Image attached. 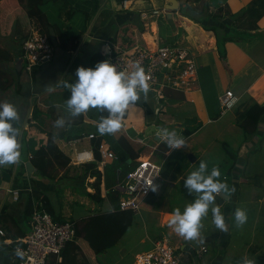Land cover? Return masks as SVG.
Returning <instances> with one entry per match:
<instances>
[{
	"label": "crops",
	"instance_id": "crops-1",
	"mask_svg": "<svg viewBox=\"0 0 264 264\" xmlns=\"http://www.w3.org/2000/svg\"><path fill=\"white\" fill-rule=\"evenodd\" d=\"M86 1L79 2L85 3ZM98 1L100 7L97 12L93 13L92 7H88V10L91 9V17L84 25L85 30L80 38L78 48L71 51L63 48L60 43L58 44L60 52L56 56V63L59 65V72H56L54 80L56 85L46 88L47 81H43L40 83L41 88L34 85V89L26 91L30 93L29 97L25 99L26 112L19 116L21 124L19 121L16 122L21 129L20 159L16 164L0 166L3 174L0 187V230L5 232L4 236L0 235V264H20L21 254L18 250L24 248L22 240L31 231V218L27 217L26 205L31 197L35 207L36 191L42 197L46 196L49 199L53 208L52 216L59 220L77 222L116 210L117 204L109 197V189H107L105 181L102 185L104 200L98 203L73 192L64 182L38 177L35 167L29 173L27 166L31 163V155L37 151L38 147L44 146L49 134L63 133L65 136L80 134L82 137L96 134L101 137L96 127L99 110L90 109L79 118H74L62 112L61 109L66 108V105L56 98V94L64 96L63 101L71 97L70 90L64 88L63 83H73L78 79L76 75L74 79L68 76L70 68L73 67L72 62L75 59L85 60L87 57L93 58L97 54H103L107 44L122 49L135 46L154 49L158 46L160 38L158 22L165 18L171 19L177 27L174 35H178L180 30L184 32V44L194 53L198 66L199 83L193 92L196 99L193 98V93L184 95L174 92L178 99L175 102L177 104L172 103V107L177 108V112L184 111L181 116L179 114L183 121L182 123L178 122L177 128L181 131L179 136H183L184 130L189 126L186 123L188 119L195 118L197 121L194 126L201 125V128L191 137L185 138L184 146L180 149L172 150L162 140L159 144L146 142L147 146L137 144V137L141 139L140 136H144L143 138L151 136L144 133L146 125H148V117L152 118L153 116L155 121H160L163 124L166 122L164 118L156 116L159 111L158 106L154 107L155 105L152 103L139 100L140 103L137 102V105L130 106L128 118L122 121L121 130L111 135L115 141L121 137L126 138L128 146L131 147L135 156L137 155L134 161H130L129 165L132 167L149 155L151 149L148 146L157 145L159 150L155 153L154 158L161 156L163 163H169L172 169L176 170L174 176H171L170 181L168 179L164 186H155L149 196L154 195L153 200L149 199L148 201L152 207L140 210V213L136 215L141 222L134 219V224L142 225L141 229L146 231L140 244L146 245L149 242L153 248L157 241L162 239L169 241L172 238L174 233L168 227L171 213L174 209L179 208L177 204L193 203L195 201L193 198H196L197 195L196 193L189 194L188 190L184 188V181L191 171L199 168V162L205 160L208 162L206 175L210 174L211 168L216 165L221 171L220 179H223L222 181L227 183L230 188L235 189L230 197L227 196L228 199L222 205L217 199L214 205L220 207L224 214L228 231L221 232L214 227L215 232L211 235L212 239L208 237L200 245L198 244L200 238L196 241H186L182 238L179 248L176 245L182 264H245V260L254 261V264H264V139L261 144H258V138L246 141L245 133L240 127L243 113L248 108L254 104L264 106V17L258 22L260 34L253 40L226 45L227 57L222 65L214 33L205 31L200 25L181 16L179 14L181 8L174 11L171 18L167 13L165 17L154 18L153 21L146 22L141 18L142 11L130 9L137 0ZM125 1L128 2V8L124 7ZM145 1L153 5L151 10L149 8L146 11H152L155 8L167 10V6L171 4L170 0ZM206 1L211 5V10L215 11L220 7L227 6L232 13H238L252 0ZM187 4L192 5L193 3L188 0ZM141 7L145 8V4ZM166 25L168 23H165ZM40 27L48 33L46 34L48 36L57 37L59 35L58 30L50 23L45 14L38 9H30L28 0H0V40L12 37L16 43L23 42L32 29H40ZM57 42H59L58 39ZM0 50L2 52L9 51L14 57V49L8 48L7 43L0 44ZM18 60L14 61L18 62ZM40 67L36 68V75ZM91 67H93L92 62ZM50 68L54 69L55 67L51 66ZM23 71L28 75L35 72L28 73L22 64L21 75ZM34 83L36 84V81ZM12 89L21 96L25 92L21 85ZM227 91L236 94L240 98V102L233 110L216 118L220 110L219 97ZM44 93L45 95H42ZM8 94L10 91L0 92V102L6 101ZM1 95L3 96L1 97ZM52 96L54 98L51 100ZM22 98L24 99V97ZM196 106L203 115L204 122L198 119ZM46 115L48 116L47 120H45ZM61 116L66 118H64V127L54 128V122ZM172 123V121L166 122L168 130L173 127ZM25 133H28L29 138H33V141H25ZM259 134L264 138V118L260 123ZM155 138H157V133H155ZM70 141L59 139L57 145L72 159L74 155L69 145ZM83 144H86L87 148H82ZM91 146L92 142L84 140L77 146V151L89 150ZM225 146L229 151L238 153L237 160L228 156ZM183 147L187 149L186 153L182 152ZM176 151L180 153V160H173ZM189 155L195 157L194 163L189 160ZM71 166L82 165L72 163ZM70 173L72 176V172ZM102 173L105 174V171ZM94 180L89 179L88 182L92 183ZM86 186L88 192L94 193L89 185ZM120 192L122 193L121 190ZM222 194L223 192L220 195ZM73 207L75 208L73 209ZM236 208H242L247 213V221L242 227L235 225L233 213ZM181 212L183 211L181 210ZM75 218L76 220H74ZM202 225L201 232L205 229L203 223ZM232 232L235 235H232ZM209 240L212 242L211 245L206 243ZM137 247L133 249V253ZM203 247L207 249V252L201 254L200 250ZM111 250H114V247L96 255L88 242L76 238L67 244L62 255L63 261L60 264H113L111 258L114 256L111 257L109 254ZM121 253L122 249L115 256L123 260L125 257ZM238 253L243 255L242 258H239ZM50 263L56 264L55 256L50 258Z\"/></svg>",
	"mask_w": 264,
	"mask_h": 264
},
{
	"label": "trees",
	"instance_id": "trees-1",
	"mask_svg": "<svg viewBox=\"0 0 264 264\" xmlns=\"http://www.w3.org/2000/svg\"><path fill=\"white\" fill-rule=\"evenodd\" d=\"M79 1L82 0H28V3L31 10L38 9L45 14L50 23L58 30L59 37L49 35L51 42L53 41L52 43L57 46L60 43L66 50L74 51L78 48L83 31H76L72 23L75 22V19L80 18L82 22L81 25H77V28H80L82 25L84 26L91 17V9L88 10V7H92L93 13L97 12L100 7L98 0H87L85 3H80ZM189 1L193 4H186V6L181 7L179 14L200 25L205 31L214 33L218 53L224 60L227 57L226 45L228 43L248 42L260 34L258 22L264 17V0H252L248 6L238 13H232L227 6L220 7L215 11L211 10V5L206 0ZM172 22L168 18L159 20L160 38L162 40V37H166L163 30L165 23L171 26ZM40 30L42 33L48 34L41 27ZM56 38L59 42H57ZM165 41L169 40L166 39ZM165 41H162L163 44L161 45L164 46ZM21 46L22 42H18V46L14 49L13 53L16 59L22 57ZM12 58L13 56H11L9 51L2 52L0 50V92H7L13 88L15 83L13 74L19 77L21 75V72L15 66L11 67L9 61ZM104 59L105 56L103 54H97L93 68L97 62L104 61ZM166 93L169 102H176L178 99L176 94L172 92ZM128 115L129 112L127 111L124 119H127ZM100 116H107V112L99 111L98 120ZM219 116H221L220 110L216 118ZM263 118L264 106L259 104L252 105L243 113L240 127L245 133L246 141L258 138V144H261L264 138L259 136V127ZM196 121L195 118L187 120L186 123L189 126L183 132L184 138L191 137L201 128V125L194 126ZM146 126L147 128L151 126L153 128L149 132H147L146 128L144 132L146 135H151L159 129L167 128L165 124L155 120L153 124H150L148 121V125ZM81 137L80 134L70 136H65L63 133L59 135L49 134L44 146L38 147L37 151L31 155L30 162L35 167L38 177L50 181L64 182L73 192L84 195L98 203L104 200L102 197V185L103 181H105L106 187L109 189V197L117 204L116 210L73 222L76 228V238L88 242L95 254L99 255L115 247L134 223L136 214L132 211H121L119 208L122 193L116 186L119 180L134 168L129 164L131 163L130 161H134L137 158V155L135 156L131 147L128 146L126 138L121 137L115 141L111 135H104L92 141L96 162L79 167L71 166V158L59 148L57 140L66 139L70 141ZM101 144L106 145L109 151L117 155V159L110 161L112 163L110 164L109 162L105 167V174L99 171L97 166V161L101 159L99 153V146ZM225 150L231 159L237 160V152L229 151L227 146H225ZM70 172H72V176ZM61 173L63 174L61 175ZM89 179L95 180L90 183L88 182ZM86 185H89L94 190V193L88 192ZM35 194L37 198L35 207L31 197L26 205L27 217L32 219L36 209H45L53 215V208L49 199L46 196L42 197L37 191ZM54 219L65 222L55 217Z\"/></svg>",
	"mask_w": 264,
	"mask_h": 264
},
{
	"label": "built area",
	"instance_id": "built-area-1",
	"mask_svg": "<svg viewBox=\"0 0 264 264\" xmlns=\"http://www.w3.org/2000/svg\"><path fill=\"white\" fill-rule=\"evenodd\" d=\"M127 3V1L124 2L125 8H128ZM152 12V15H149L148 11H142L141 18L143 20L160 18L168 13L166 10L156 8ZM21 47L23 66L28 73H32L34 68L51 62L55 56L56 45L39 28L30 31ZM103 56H105L104 60H109L118 71H123L126 75H130L135 70L134 64L139 63L149 76L150 91L160 103L168 100L166 92L192 94L199 83L195 55L185 45L156 46L154 49L135 46L122 49L107 44ZM239 102L240 98L232 91L225 92L219 97L221 116L233 110ZM99 137L96 134H90L70 141L69 145L74 155L71 163L84 165L90 161L96 162L92 146L89 150L83 151H77V146L84 140L91 143ZM182 138L185 141L183 136ZM145 139L142 137L137 140V143L147 146ZM148 147L151 149L149 155L140 160L118 182L116 188L123 190V197L119 201L121 211H132L138 215L141 203L150 196L157 182L161 180L162 167L154 161L158 149L155 150V146L153 150L151 146ZM99 153L101 159L97 161V166L99 171L103 172L110 161L117 159V155L109 151L104 144L99 146ZM0 235L4 236L5 232L0 230ZM75 239L76 228L73 222L57 221L48 211L36 209L31 219V231L22 240L24 248L18 250L21 254L20 264H51L52 256L56 257V264H60L67 244ZM176 252V248L162 239L157 241L149 251L138 254L135 262L136 264H182ZM205 252L207 249L203 247L200 253Z\"/></svg>",
	"mask_w": 264,
	"mask_h": 264
},
{
	"label": "clouds",
	"instance_id": "clouds-1",
	"mask_svg": "<svg viewBox=\"0 0 264 264\" xmlns=\"http://www.w3.org/2000/svg\"><path fill=\"white\" fill-rule=\"evenodd\" d=\"M135 70L130 75L118 71L117 67L109 60L97 62L95 67L85 68L80 66L75 75L78 79L73 83L64 82L63 87L70 90L71 97L64 102L70 115L79 118L90 109L106 111L107 116H100L97 122L99 135H114L122 128V121L130 106L140 100L143 93L145 99L150 91L149 76L139 64H134ZM20 119L15 105L11 102H0V166L16 164L21 156L22 145L18 141L21 129L16 125ZM54 128L64 127V118L61 116L54 122ZM167 146L180 149L184 140L175 131L163 128L157 132ZM208 162L201 160L199 168L191 171L185 181L184 188L191 193H196L197 198L193 203L173 210L168 220V227L186 241H196L201 236V221L206 217L211 207L212 222L221 232H227L224 214L220 207L215 205L216 195L222 192L230 197L235 191L223 182L218 166L211 168L210 174H205ZM215 194V195H214ZM235 225L242 227L247 221L246 210L236 208L234 213ZM245 264H254V261L245 260Z\"/></svg>",
	"mask_w": 264,
	"mask_h": 264
},
{
	"label": "rangeland",
	"instance_id": "rangeland-1",
	"mask_svg": "<svg viewBox=\"0 0 264 264\" xmlns=\"http://www.w3.org/2000/svg\"><path fill=\"white\" fill-rule=\"evenodd\" d=\"M152 13H153L152 11H148L149 15H152ZM145 21L146 22H151V21H153V19H151V20L149 19V20H145ZM81 22H82V19L78 18V19H75L74 23H72V26H74L76 31H84L85 30L84 26H81L80 28H77V25H79V24L81 25ZM171 24H172L171 26H170V24H169V26L168 25L164 26L163 30H164V35L166 37H162L163 40L161 38H159L158 46H163V45H161V44H163L162 41H165L166 39L169 40V41H165L164 45H166V44H168V45H176V44L186 45V44H184L185 43L184 32L182 30H180L178 35H174V32H176L177 27H175L173 22ZM165 28H167L166 31H165ZM167 36H169L171 38H168ZM5 43H7L8 48H10L12 50L15 49L18 46V43H16L15 40H12V37H10L8 39L0 40V44L1 45H3V44L5 45ZM59 50H60V48L56 45V47H55V53H56L55 58L52 60V63H46L47 64L46 66L42 65L38 69V72L39 73L41 72V74H39L37 72V75H36L37 69L34 70L35 71L34 72V76H32L33 74H31V75L25 74L24 71H23L22 75H20V77L15 75V74H13V78H15V83H14L13 87L16 88L19 85H21V88L25 92H23L22 96H21L19 94H16L14 89H10L9 90L10 94H8V96H6L8 98L6 101L11 102L13 105H15V107L18 110L19 116H22L26 112V101H25V99L27 97H29V95H30V93L26 92V91H30L31 89H34V85L39 86L41 88V84L40 83L43 82V81H47V87L46 88H48L50 85H56L54 80H55L56 72H59V65H58V63H56V56L58 55V52H60ZM95 57H96V55L93 58L92 57H87L85 60H83L82 58L78 59V60L75 59L74 62H72L73 63V67L70 68L68 76L69 77H73L72 79H74L75 78L76 69L78 67H80V66H83L85 68L91 67V62L94 64ZM15 59L16 58L13 57L11 59L12 61L11 60L9 61L11 67H14V66L16 67L17 62L14 61ZM223 61H226V60L222 59V61H221L222 65H223ZM51 66H54L55 68L51 69L50 68ZM15 76H17V77H15ZM35 81H36V84L34 83ZM39 90H41V89H39ZM42 95H45V93L42 94ZM192 95H193V98L196 99V96L194 95V93ZM2 96L3 95H1V97ZM22 97H24V99ZM53 98H54V96H52L51 100ZM56 98L60 99L59 101H62L63 103L65 102L62 99V98H64V96H61L60 94H56ZM140 100L144 101L146 103H152L153 105H155L154 107L158 106V109H160V111L158 113H156V116L158 118H164L166 120V122H171L172 121L173 122L172 123L173 127H171V130H169V131H175L177 133V135H180L181 131L177 127L179 126L178 122H180V123L183 122L181 120L180 116H181V114L184 111L177 112L176 111L177 108L172 107V105H173L172 103H175V102L166 101L164 104L161 102L163 104V105H161L160 101L156 99L155 95L151 91H149L148 96H147L146 99H145L143 93H141L140 94ZM137 102L135 103V105H137ZM175 104H177V103H175ZM195 108H196V110L198 112V119H200V120H202L204 122L203 115H201V113L199 112L198 106H196ZM61 110H62V112L66 113L65 115H70V113L68 112L67 108H64V109H61ZM160 114H161V116H160ZM179 114H180V116H179ZM65 115H63V116H65ZM185 115L187 116L186 113H185ZM164 116H166V117H164ZM47 118H48V116L46 115L45 116V120H47ZM154 118L155 117H153V116H152V118H151V116L148 117L147 122L149 121L150 124H153L154 120H156ZM166 122H164L165 126H167ZM19 124H21V121H19ZM152 126L147 128V132H149L150 130H153ZM88 128H90V127L88 126ZM158 131H160V130H158ZM157 132H155V133H157ZM155 133L151 134V136L148 137V138L145 137L146 138L145 141L146 142H151L150 144H159L160 141H161V138L158 137V136H157V138H155ZM142 137H144V136H140V138H142ZM32 139L33 138H29L28 133L24 134V140L25 141L26 140L27 141L28 140L33 141ZM138 139H139V137H137V140ZM137 144H139V143H137ZM154 146H155V150L158 149L157 145H154ZM81 147L82 148H87L86 144L81 145ZM185 147H183V149H182V152H184V153H186V150H187ZM153 149L154 148L152 147V150ZM174 153H175V155L173 157V160H180L181 159L180 153L177 152V151L174 152ZM184 157H185V155H184ZM154 161L159 166H161L162 169H163V173L161 171V180H159L157 182L156 187L164 186L165 182L168 179L170 181L171 176L172 177L174 176V174L176 173V170H173L172 167L169 165V163H163V158L161 156H157L156 158H154ZM163 177L165 178L164 182H163ZM226 178L228 179L229 175L226 176ZM153 196L146 198L141 203V205H140L141 210L149 209V208L152 207L151 203L148 202V201H149V199L153 200ZM121 197H123V195H121ZM196 198H197V195H196ZM196 198L194 197L193 199H196ZM177 205H178L179 209H181L182 211L184 210V207L186 206L185 204H177ZM211 207L212 206H210V208H209V213H210L209 215L210 216L207 215L206 217L202 218V221H201V223L204 224V227H205L206 230L204 229L201 232L200 241L198 242L199 245L203 241H205L208 237H210V239H212L211 235L215 232V230H214L215 225L212 222L213 218H212ZM74 208L75 207H73V209ZM135 218H136L137 221L141 222V220H140V218L138 216H135ZM74 220H76V218ZM61 221H66V220H61ZM67 221H69V220H67ZM141 228H142V225H139L138 223L137 224L133 223V225L128 229L127 234H125L123 236V238L120 240V243L116 247H114V250H111V253H109V254H111V257L114 256L113 258H111L113 264H121V263L122 264H133V262H134V264H136V262H135V259H136V256H137L136 254L149 251L152 248L151 244L149 242L146 245H141L140 244V240H141L142 236H145V233H146V231H143ZM140 229H141L142 233L140 232ZM232 233H233L232 235H235L234 232H232ZM168 243L172 247L176 248V245L178 247L182 243V237H180V236H178L177 234L174 233V235L172 236V238H170ZM206 243L211 245L212 242H211V240H209V241H206ZM135 247H137V248H136V251L133 253V249ZM120 249H122L121 255H123L125 257L123 260H120L118 258V256H115ZM176 255H177V257H179L177 252H176ZM238 256H239V258H242L243 255L241 253H238ZM202 259H203V257L201 258V260ZM123 261H125V262H123Z\"/></svg>",
	"mask_w": 264,
	"mask_h": 264
},
{
	"label": "water",
	"instance_id": "water-1",
	"mask_svg": "<svg viewBox=\"0 0 264 264\" xmlns=\"http://www.w3.org/2000/svg\"><path fill=\"white\" fill-rule=\"evenodd\" d=\"M187 2H188V0H170V5H168L167 6V12H168V17L169 18H171L172 17V13L174 12V11H178L181 7H184V6H186V4H187ZM143 4H145V8H143V7H141ZM153 5L152 4H150L149 2H147V1H145V0H137V1H135L133 4H132V6H131V10L132 11H146V10H149V8H150V10L153 8L152 7ZM22 64H23V59L22 58H20L19 60H18V62H17V65H16V68H17V70L19 71V72H21V69H22ZM14 127L15 126H18L17 125V123H16V125L14 124L13 125ZM20 140H21V134H20V136L18 137V141H19V143H20ZM21 144V143H20ZM188 158H189V160L191 161V162H195V157L193 156V155H189L188 156ZM27 169H28V172L30 173V172H32L33 171V169H34V166L32 165V163H29L28 164V166H27ZM2 180H3V174H2V171L0 170V187H1V183H2ZM122 192H123V190H121ZM216 199L220 202V204L222 205L223 203H224V201L226 200V199H228V197L223 193L222 195H217L216 196Z\"/></svg>",
	"mask_w": 264,
	"mask_h": 264
}]
</instances>
